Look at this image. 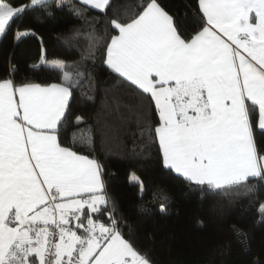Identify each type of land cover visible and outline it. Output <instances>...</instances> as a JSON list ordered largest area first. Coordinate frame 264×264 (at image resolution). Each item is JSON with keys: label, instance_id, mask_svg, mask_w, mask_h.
<instances>
[{"label": "snow or ice", "instance_id": "obj_1", "mask_svg": "<svg viewBox=\"0 0 264 264\" xmlns=\"http://www.w3.org/2000/svg\"><path fill=\"white\" fill-rule=\"evenodd\" d=\"M197 3L199 27L185 34L159 0L128 20L110 15L112 0H0V40L19 43L34 35L24 27L30 14L65 9L107 18L115 33L101 49L91 25L74 30L71 39L88 41L81 62L42 64L59 71V84L0 79V264H152L109 211L103 165L63 146L73 90L94 79L85 61L98 51L154 105L166 169L205 193L264 185V0Z\"/></svg>", "mask_w": 264, "mask_h": 264}, {"label": "trees", "instance_id": "obj_2", "mask_svg": "<svg viewBox=\"0 0 264 264\" xmlns=\"http://www.w3.org/2000/svg\"><path fill=\"white\" fill-rule=\"evenodd\" d=\"M159 2L182 21L185 34L199 27L197 0ZM144 3L112 0L110 15L128 20ZM88 15L86 22L68 9L53 10L51 16L30 14L24 27L34 35L19 43L11 34L0 40V79L12 76L17 84L44 86L61 83L59 71L42 64L45 60L69 66L81 62L88 41L71 39L74 30L87 32L91 25L101 49L115 34L107 18L93 22L95 13ZM49 37L44 56L42 41ZM102 60L98 51L94 61H85L94 79H81L73 90L62 142L103 165L109 211L114 210L123 236L146 253L152 264H255L264 258V215L259 210L264 204V185L255 181L252 191L241 187L230 195L205 193L166 169L154 132L159 125L154 105ZM77 116L85 121L81 127L74 124Z\"/></svg>", "mask_w": 264, "mask_h": 264}, {"label": "crops", "instance_id": "obj_3", "mask_svg": "<svg viewBox=\"0 0 264 264\" xmlns=\"http://www.w3.org/2000/svg\"><path fill=\"white\" fill-rule=\"evenodd\" d=\"M50 37L47 38L46 40L42 41L43 43V55L45 56L47 54V48L50 46ZM125 78V77H123ZM126 79V78H125Z\"/></svg>", "mask_w": 264, "mask_h": 264}, {"label": "rangeland", "instance_id": "obj_4", "mask_svg": "<svg viewBox=\"0 0 264 264\" xmlns=\"http://www.w3.org/2000/svg\"><path fill=\"white\" fill-rule=\"evenodd\" d=\"M132 180H133L134 182H135V181H138L136 178H133Z\"/></svg>", "mask_w": 264, "mask_h": 264}]
</instances>
